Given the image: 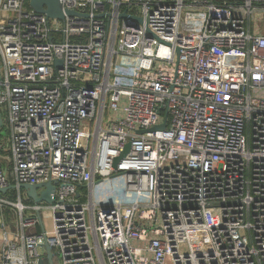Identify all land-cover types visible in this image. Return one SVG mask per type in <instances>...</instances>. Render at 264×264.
<instances>
[{
  "label": "built area",
  "instance_id": "1",
  "mask_svg": "<svg viewBox=\"0 0 264 264\" xmlns=\"http://www.w3.org/2000/svg\"><path fill=\"white\" fill-rule=\"evenodd\" d=\"M30 1L0 0V264H264V0Z\"/></svg>",
  "mask_w": 264,
  "mask_h": 264
},
{
  "label": "water",
  "instance_id": "2",
  "mask_svg": "<svg viewBox=\"0 0 264 264\" xmlns=\"http://www.w3.org/2000/svg\"><path fill=\"white\" fill-rule=\"evenodd\" d=\"M30 5L34 8V10H36L37 12H44L45 14H47L48 17H58V18L63 17L58 0H31ZM43 5H46V9L43 8ZM73 13H74L73 11L68 12V14H73ZM121 17H125V14L122 13ZM57 63H59V61H57ZM1 127H2V117L0 113V129ZM164 127H165V122L155 126L153 129L156 128L163 129ZM139 132H143V130H140ZM129 148H130V142L125 144L124 149L122 150L120 155L113 160L114 168H116L118 161L127 154ZM54 188L55 187L51 183V181H47L40 184H20L18 186L20 192L24 193L26 197L29 198L35 204L41 202L52 203L53 198L51 194L53 193ZM14 189H17L15 185H10L5 188L0 187V194H5L6 192ZM41 247H43L45 250L46 253L45 259L47 264H54L53 256L56 253H52L51 247L47 243H44ZM38 264H45L44 259L43 258L39 259Z\"/></svg>",
  "mask_w": 264,
  "mask_h": 264
},
{
  "label": "rangeland",
  "instance_id": "3",
  "mask_svg": "<svg viewBox=\"0 0 264 264\" xmlns=\"http://www.w3.org/2000/svg\"><path fill=\"white\" fill-rule=\"evenodd\" d=\"M255 24L258 25L260 23H264V14L257 13L255 15ZM254 33H259V31H255ZM4 161H8V155H1ZM124 185H125V176L123 174L115 175L107 180H99L96 179L94 190H93V199L95 204H104V203H114L117 201L126 202L127 199L124 196ZM17 193V192H16ZM22 199L26 201V195L24 193H20ZM18 195V194H17ZM14 203L16 201H13ZM8 210V211H4ZM42 224L44 229L51 230L52 224L51 219L41 214ZM18 223V212L16 208L8 205V209H0V234L2 231V226L8 225V228L15 229ZM10 228V229H11ZM41 230V228H40Z\"/></svg>",
  "mask_w": 264,
  "mask_h": 264
},
{
  "label": "trees",
  "instance_id": "4",
  "mask_svg": "<svg viewBox=\"0 0 264 264\" xmlns=\"http://www.w3.org/2000/svg\"><path fill=\"white\" fill-rule=\"evenodd\" d=\"M2 196L8 198L10 201H15L16 200V191L15 190H10V191L6 192L5 194H3ZM5 209H8V207L5 208ZM4 211H8V210H4ZM36 231H39V230H36Z\"/></svg>",
  "mask_w": 264,
  "mask_h": 264
},
{
  "label": "crops",
  "instance_id": "5",
  "mask_svg": "<svg viewBox=\"0 0 264 264\" xmlns=\"http://www.w3.org/2000/svg\"><path fill=\"white\" fill-rule=\"evenodd\" d=\"M3 227V226H2ZM4 227L7 229V231L9 230V231H11V232H15L16 230H17V226H15V229H12L11 228V226H10V228H8V225H4ZM40 228H41V226H38L37 228H35L36 230H40ZM1 236H2V231H1V234H0V246H1V242H2V240H1ZM45 251V250H44Z\"/></svg>",
  "mask_w": 264,
  "mask_h": 264
}]
</instances>
